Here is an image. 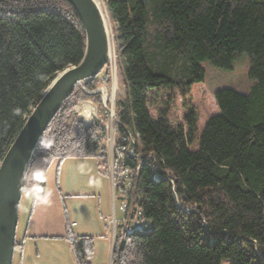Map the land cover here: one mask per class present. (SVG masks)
<instances>
[{"label": "trees", "instance_id": "16d2710c", "mask_svg": "<svg viewBox=\"0 0 264 264\" xmlns=\"http://www.w3.org/2000/svg\"><path fill=\"white\" fill-rule=\"evenodd\" d=\"M102 2L117 54L115 114L121 129L139 133L141 152L134 188L143 224L117 235L111 264H264V0ZM84 48L66 0H0V161L51 79ZM242 53L255 83L246 93L214 90L218 111L198 129L187 97L204 81L202 62L231 69ZM177 93L184 112L172 119ZM86 97L75 88L42 134L21 181L31 209L54 161L60 189L62 160L99 157L103 125L71 116ZM65 237L77 264H90L92 237L75 236L67 217Z\"/></svg>", "mask_w": 264, "mask_h": 264}, {"label": "water", "instance_id": "95a60500", "mask_svg": "<svg viewBox=\"0 0 264 264\" xmlns=\"http://www.w3.org/2000/svg\"><path fill=\"white\" fill-rule=\"evenodd\" d=\"M66 1L82 23L84 52L77 63L66 66L51 79L0 161V264H12L13 261L21 181L43 132L65 99L75 88L92 80L110 54V33L97 1Z\"/></svg>", "mask_w": 264, "mask_h": 264}, {"label": "rangeland", "instance_id": "374dc122", "mask_svg": "<svg viewBox=\"0 0 264 264\" xmlns=\"http://www.w3.org/2000/svg\"><path fill=\"white\" fill-rule=\"evenodd\" d=\"M107 26L111 40L110 53L117 61V54L113 42L112 24L109 21V18L107 19ZM202 66L205 69L204 81L193 85L187 97L189 105L193 107L196 112L198 129L202 128L209 115L218 111L213 96L214 90L223 87H230L246 93L255 83V80L248 76V56L246 53H242L233 60L231 69L217 68L208 61L202 62ZM117 92L119 94L121 91L118 89ZM151 110L155 112L153 108L150 109V111ZM183 112L184 108L182 107V99L177 93L169 115L172 119H181ZM100 160L99 157L95 156L80 159L66 158L62 160L60 162L58 173V186L60 189L57 188L55 183L58 162L57 160L54 161L46 174L45 194L39 200V207L40 209H44L45 215L48 211L49 217L53 216V218H51L52 221L58 220V216L55 217V215H58V213L56 214L57 208L55 206L59 205L60 211L61 207L64 208V211L69 218V222L71 220L79 222L76 230L84 232L83 230H80V228L83 227L84 223H89L91 218L94 223L95 220L93 216L95 214L97 219H102L104 215L110 214L112 199L110 181L108 174L104 172V166L100 163ZM29 192L30 191H26L23 193V200H25V202ZM72 192L76 195H72ZM22 205L23 202L20 206V222L22 220V210L26 207ZM102 230L106 234V226L104 222ZM101 231L95 232L98 234ZM17 233L19 235V229L17 230ZM111 257L112 252L110 255V264Z\"/></svg>", "mask_w": 264, "mask_h": 264}, {"label": "built area", "instance_id": "2783aa9c", "mask_svg": "<svg viewBox=\"0 0 264 264\" xmlns=\"http://www.w3.org/2000/svg\"><path fill=\"white\" fill-rule=\"evenodd\" d=\"M94 85L80 87L89 97L76 102L71 116L89 127L98 121L103 125L104 136L96 146V153L107 171L111 187V213L103 217L106 233L110 239L111 250L120 232L142 227L143 211L140 197L134 188L141 168L140 139L135 129H121L115 114L117 101L116 58L109 54L103 68L90 80ZM87 82V83H89ZM91 109L86 111L85 108ZM151 155V154H149ZM135 159L136 163L130 160ZM154 178L158 179V167L152 164ZM76 222H71V225ZM77 236V235H75Z\"/></svg>", "mask_w": 264, "mask_h": 264}, {"label": "crops", "instance_id": "0c3cea01", "mask_svg": "<svg viewBox=\"0 0 264 264\" xmlns=\"http://www.w3.org/2000/svg\"><path fill=\"white\" fill-rule=\"evenodd\" d=\"M73 193L72 195H76ZM30 197H32L31 191L27 194L26 202L23 200L22 195L19 203L18 229L20 233L19 235L17 234L18 244L15 247L12 264H77L71 243L65 237L67 215L64 208L61 207L60 211L59 205L55 206L57 208L56 214L58 213L55 217L58 216V220L52 221L51 218L53 216L49 217L48 211L45 215L44 209L39 207L41 197L35 200L32 209ZM22 202V206L26 207L22 210V220L20 222V206ZM93 218L95 220L94 223L91 218L89 223H84L83 227L80 228L84 232L76 230L79 222L71 220L70 223L76 222V224L71 225V230L74 235L84 234L92 237L93 252L90 257V264H110L112 250L109 236L102 230L103 218L97 219L96 214ZM67 221H69L68 217ZM95 231L101 232L96 234Z\"/></svg>", "mask_w": 264, "mask_h": 264}, {"label": "bare ground", "instance_id": "6f19581e", "mask_svg": "<svg viewBox=\"0 0 264 264\" xmlns=\"http://www.w3.org/2000/svg\"><path fill=\"white\" fill-rule=\"evenodd\" d=\"M97 1V3L99 4V6H100V8L102 9V11L104 12V15H105V20H106V25H107V16H106V13H105V10L103 9V7H102V0H96ZM108 27V26H107ZM91 109V107L90 106H87L86 108H85V110L86 111H89Z\"/></svg>", "mask_w": 264, "mask_h": 264}]
</instances>
